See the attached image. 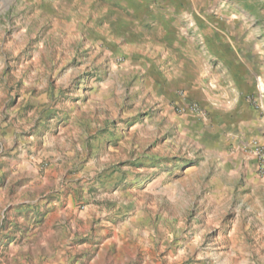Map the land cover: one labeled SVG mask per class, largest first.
<instances>
[{
	"label": "rangeland",
	"instance_id": "rangeland-1",
	"mask_svg": "<svg viewBox=\"0 0 264 264\" xmlns=\"http://www.w3.org/2000/svg\"><path fill=\"white\" fill-rule=\"evenodd\" d=\"M155 1L0 0V264H264V0Z\"/></svg>",
	"mask_w": 264,
	"mask_h": 264
},
{
	"label": "crops",
	"instance_id": "crops-1",
	"mask_svg": "<svg viewBox=\"0 0 264 264\" xmlns=\"http://www.w3.org/2000/svg\"><path fill=\"white\" fill-rule=\"evenodd\" d=\"M155 2H157L159 5H161L162 3L164 6H166V8L173 9L175 7H178V10H180V12H182L181 10H183V8H188V6L186 7L187 3H192V6H195L194 0L193 1L192 0H156ZM180 14L181 13H179L175 18L176 20L173 23L175 26L176 23L180 21V16H181ZM204 48H209L208 52H212L214 54L213 57L215 59L217 58L220 59L219 64L221 66H227V67L246 66L245 60H247V57L243 55L239 46L229 41L222 40V42L218 43L217 45L205 46ZM210 56H212L211 53Z\"/></svg>",
	"mask_w": 264,
	"mask_h": 264
},
{
	"label": "built area",
	"instance_id": "built-area-1",
	"mask_svg": "<svg viewBox=\"0 0 264 264\" xmlns=\"http://www.w3.org/2000/svg\"><path fill=\"white\" fill-rule=\"evenodd\" d=\"M252 149L254 150L255 155L260 159V162L264 163V148L262 146L258 145L257 143H255L252 146ZM261 166H262V168H264L263 164Z\"/></svg>",
	"mask_w": 264,
	"mask_h": 264
}]
</instances>
